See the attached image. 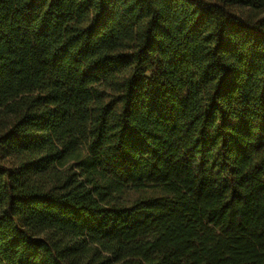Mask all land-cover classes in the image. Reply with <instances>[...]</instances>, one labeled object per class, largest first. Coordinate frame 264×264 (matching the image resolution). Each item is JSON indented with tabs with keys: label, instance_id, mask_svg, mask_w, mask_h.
Instances as JSON below:
<instances>
[{
	"label": "trees",
	"instance_id": "16d2710c",
	"mask_svg": "<svg viewBox=\"0 0 264 264\" xmlns=\"http://www.w3.org/2000/svg\"><path fill=\"white\" fill-rule=\"evenodd\" d=\"M0 264H264V0H0Z\"/></svg>",
	"mask_w": 264,
	"mask_h": 264
}]
</instances>
